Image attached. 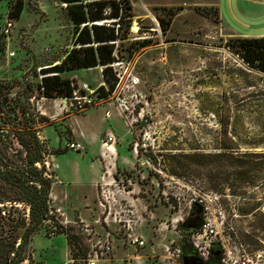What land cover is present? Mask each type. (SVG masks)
Listing matches in <instances>:
<instances>
[{"label":"rangeland","instance_id":"rangeland-1","mask_svg":"<svg viewBox=\"0 0 264 264\" xmlns=\"http://www.w3.org/2000/svg\"><path fill=\"white\" fill-rule=\"evenodd\" d=\"M132 1L134 17L127 38L115 43L109 76L105 66L61 74L77 88L75 98L91 100L80 107L40 90L55 75L43 69L81 48L66 6L0 0L4 117L23 127L33 116L43 176L52 182L47 212L38 206L34 217L32 205L17 199L41 194L0 180V264H79L109 234L114 250L101 264H164L165 246L188 240L178 226L201 203L222 256L264 264V158L243 157L264 153V145H245L264 144V74L237 53L247 38L226 29L214 0ZM19 2L23 11L12 19ZM104 95L111 98L101 101ZM48 110L53 119L43 118ZM78 113L88 115L85 127L66 121ZM11 141L9 157L21 164L24 149ZM130 218L144 247L128 244L118 222Z\"/></svg>","mask_w":264,"mask_h":264},{"label":"trees","instance_id":"trees-1","mask_svg":"<svg viewBox=\"0 0 264 264\" xmlns=\"http://www.w3.org/2000/svg\"><path fill=\"white\" fill-rule=\"evenodd\" d=\"M59 1L60 3H67V14L76 27L77 37L75 44L81 45V48L71 50L62 61L55 63L51 68L43 69V71H45L44 74L49 73L48 70L52 69L55 75L43 78L40 90L42 91V95L48 98L54 97L53 92H55L59 98H72L77 88L72 85V80L63 79L61 74L76 69L105 66L104 78L109 76L108 71H111L109 70L111 69L110 65L116 61V58L113 56L115 53V43L127 38L128 30L125 29H128L126 27L130 26L131 19L134 17L133 1ZM179 10L180 8L173 10L171 18H173ZM22 11L23 3L19 2L13 11H11L10 18H19ZM237 53L246 65L264 74V37L242 40L241 47L237 50ZM2 96V88L0 87V97ZM101 97H106V95ZM31 98L37 97L34 96ZM5 102H9L6 96L0 100V180L18 188H24L27 184L41 194L38 200H34L31 196L27 199L28 201H24L22 198L17 199L18 202H27L29 205H32V214L35 217L38 206L41 211L47 212V202L52 182L50 179L44 178L43 176L45 160L43 158L42 146L37 136L36 127L34 124H30L33 116L27 113V117L29 116V118L26 119L23 127H19L14 124L12 117H4L6 109ZM14 103L20 105L17 98H14ZM12 109L13 108H11V110ZM44 117L45 116H43V118ZM12 135L16 137L17 144L24 149V158L21 164H15L8 154V151L14 148L13 142L11 141ZM245 145L250 148H259V146L264 144L245 143ZM14 151L22 156L19 150ZM194 156H197V154ZM216 157L222 158L225 156L220 154ZM243 157L264 158V153H247L244 154ZM37 164L42 165L41 170H39ZM38 187H41L42 190H39ZM203 213L202 206L194 204L185 222L178 226L182 232L187 233L189 236L188 240L180 245L182 258L197 257L196 250L191 244L190 237L194 232L203 229L205 225ZM11 252H14V248H12ZM222 253L223 251L219 244H215L212 248L210 259L206 262L218 264L222 258Z\"/></svg>","mask_w":264,"mask_h":264},{"label":"built area","instance_id":"built-area-1","mask_svg":"<svg viewBox=\"0 0 264 264\" xmlns=\"http://www.w3.org/2000/svg\"><path fill=\"white\" fill-rule=\"evenodd\" d=\"M162 60H166V57H162ZM138 81L133 82V84H137ZM86 89H88L87 86H84ZM118 88V87H117ZM117 89H115L114 95L116 94ZM74 97V96H73ZM108 98H111V95L106 96V97H101V101H107ZM69 100L71 101H79V106L81 107L82 101L84 103H91V100H88V98H70ZM119 100H121L119 98ZM112 112L108 110L106 112V117H111ZM111 141V139L109 140ZM72 149L80 150L82 149L81 145H77L75 143H72L71 145ZM200 205H203L201 203ZM105 207V205H103ZM119 225L122 223L123 228L127 232V239H128V244L134 248H141L145 246V240L143 239L142 236L137 235L133 231L134 223L135 220L130 219H123L119 220ZM110 235V234H109ZM108 237L104 240L103 243H100L98 246H95L92 250L91 253L88 254L86 258H83L80 260L79 264H101L107 261L109 255L113 252L114 250V245L111 242L110 238ZM218 232L210 225V224H205L203 229L194 232L191 237L190 241L193 247L196 250L197 257L201 259L202 261L206 262L210 259L211 256V251L215 243H220V240L217 239ZM52 236H55V234H52ZM66 236H69L67 233ZM224 246V245H223ZM164 264H183L182 261V251L181 247H177L174 245V241H172L169 245L165 246V255H164ZM177 259L179 261H177ZM70 263H73V261H70ZM218 264H249L248 260L246 259H241L240 257L234 258L232 256V253L230 254L227 252L225 253L221 260L218 262Z\"/></svg>","mask_w":264,"mask_h":264},{"label":"crops","instance_id":"crops-1","mask_svg":"<svg viewBox=\"0 0 264 264\" xmlns=\"http://www.w3.org/2000/svg\"><path fill=\"white\" fill-rule=\"evenodd\" d=\"M214 5L218 9L222 23L232 34L245 38L264 37V0H214ZM38 98L43 101L41 100L43 96ZM53 112V110H48V113L42 112L41 114L53 119L51 116ZM58 115L57 118L60 117V114ZM87 117L88 115L84 116L80 113L70 114L67 115L66 121L70 123L71 127L76 125L85 127ZM73 131L78 137L83 133L81 131L79 134L75 128Z\"/></svg>","mask_w":264,"mask_h":264},{"label":"water","instance_id":"water-1","mask_svg":"<svg viewBox=\"0 0 264 264\" xmlns=\"http://www.w3.org/2000/svg\"><path fill=\"white\" fill-rule=\"evenodd\" d=\"M182 261L183 264H205V262L199 259L198 257H184Z\"/></svg>","mask_w":264,"mask_h":264},{"label":"bare ground","instance_id":"bare-ground-1","mask_svg":"<svg viewBox=\"0 0 264 264\" xmlns=\"http://www.w3.org/2000/svg\"><path fill=\"white\" fill-rule=\"evenodd\" d=\"M63 5L67 6V3H63ZM102 24V23H101ZM84 26V25H83Z\"/></svg>","mask_w":264,"mask_h":264},{"label":"flooded vegetation","instance_id":"flooded-vegetation-1","mask_svg":"<svg viewBox=\"0 0 264 264\" xmlns=\"http://www.w3.org/2000/svg\"><path fill=\"white\" fill-rule=\"evenodd\" d=\"M205 264H210V263H208V262H205Z\"/></svg>","mask_w":264,"mask_h":264}]
</instances>
